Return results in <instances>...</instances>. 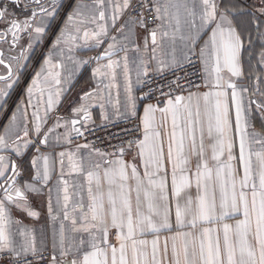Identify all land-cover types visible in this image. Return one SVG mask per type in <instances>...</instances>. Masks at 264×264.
<instances>
[{
    "label": "snow or ice",
    "instance_id": "obj_1",
    "mask_svg": "<svg viewBox=\"0 0 264 264\" xmlns=\"http://www.w3.org/2000/svg\"><path fill=\"white\" fill-rule=\"evenodd\" d=\"M21 5L23 19L10 11ZM63 7L62 0H0V40L7 43L10 35L9 51L20 48L7 60L0 52V108L32 54L50 39ZM100 48L95 56L77 55ZM245 54L247 78L257 81L250 86L239 83ZM39 56L27 99L0 135V264L46 259L38 256L33 230L11 216L14 207L38 218L29 194L43 195L45 188L50 220L62 213L46 264H264V132L249 130L257 117L264 127V0L254 7L240 0L77 3ZM257 56L258 71L250 63ZM197 62L200 83L187 71ZM93 63L95 86L82 92L70 116H53L70 90L64 85ZM120 69L122 103L119 92L115 100L111 93L121 87ZM97 106L102 123L96 127L131 125L122 129L126 138L113 134L118 142L106 149L85 135L95 131L90 125ZM13 128L19 132L10 140ZM81 138L74 150L65 148ZM41 146L53 151L41 152ZM29 147L36 154L25 180L13 156ZM73 174L77 179L70 182Z\"/></svg>",
    "mask_w": 264,
    "mask_h": 264
},
{
    "label": "crops",
    "instance_id": "obj_2",
    "mask_svg": "<svg viewBox=\"0 0 264 264\" xmlns=\"http://www.w3.org/2000/svg\"><path fill=\"white\" fill-rule=\"evenodd\" d=\"M43 3H46L47 0L42 1ZM64 7L59 12V17L57 20L53 23L52 27L49 29L48 36L50 39H47L45 42H42L40 46L36 50V54H32L31 60L27 62L28 66L23 72V76L21 78V81L19 84L15 85L12 89L9 90V96L7 97V104L4 105L3 108H0V135L5 134V125L9 124L10 118L12 116V113L16 111L17 105L20 104L21 100L24 99L26 101L25 96V89L27 88L28 84L31 83L32 77L35 75V72L39 70L40 65L42 63V58L39 56V52L43 50L44 52H47L48 47L51 46L52 40L55 39V35L58 34L59 28L64 25V20L67 18V15L72 12L73 7L77 4H83V5H91L93 3V0H62ZM241 5H247V6H255L259 4V0H240ZM23 9V5H21V8L16 9H10V11H14L18 16L19 19H23V15H19ZM83 11L87 12L88 9H83ZM89 27H92L89 25ZM3 28V25L0 24V29ZM113 34L115 32L113 31ZM144 35V33H141V38ZM11 44V36L8 37V42H4L3 40H0V52H3L5 60L8 59L10 55H16L19 53L20 48L16 47L11 52L9 51ZM22 46H27V35L23 34V40L21 41ZM104 47H107V44L105 43ZM103 48L100 49H81L77 52V55L81 58H87L91 56L97 55L99 52H102ZM257 53L259 52V48H257ZM122 56L123 53H120ZM130 56H133L134 53H129ZM150 55V53H149ZM116 57H114L115 59ZM258 59V56L256 59L251 60V65L254 69L257 71L258 65L256 63ZM249 60L247 57V54H245L244 58V72L245 76L243 79L239 81L240 84H243L245 86L254 85L257 83L255 77L252 78V81L248 80V73H249ZM95 63H93L90 66H87L86 68H82L81 72L76 76L75 80L72 81V83L64 85L66 88H69L70 90L66 92L62 98L60 103L56 106L55 112L52 114L53 116L59 115V116H70L71 109L78 105L79 103V97L82 94L83 91L88 90L91 87H94L95 84L91 80V68L95 67ZM16 65H13V70L15 71ZM5 72V69L3 66H0V74H3ZM118 81L121 85L119 89H112V98L115 100L117 98V93L119 92V99L121 100V103L123 102V78H122V69L118 70ZM66 74V73H65ZM135 78L134 72H133V79ZM262 80H264V76L261 77ZM4 85L0 83V88H2ZM261 87H264V84L260 85ZM200 91H207L205 88H201ZM105 96H107V91L105 92ZM256 99H260V97L257 95L255 97ZM46 99V97H45ZM145 103H138V112L140 115H143V107ZM108 111L111 113L112 109L111 106H108ZM31 115V109H29V117ZM43 115V113H41ZM92 115L94 124L90 125L91 127L100 125L102 123L100 119V108L99 106L92 109ZM52 120H49L48 126H51ZM253 127L249 129L250 131H256V132H264V127H262V123L257 117L252 121ZM20 126L22 128L23 121L21 120ZM59 132H62L63 129H59ZM19 129L13 128L8 133L7 136L10 138V140H14L15 136L18 134ZM65 148H70L71 150H74V146H68L66 145ZM254 150L259 149V145L254 144L253 145ZM61 150H64V148H56L55 152H59ZM53 150L51 148H45L41 146V152H52ZM36 154V149L34 147H29L24 151V155L20 158H17L13 156V159L18 160L24 169V179H30V175L32 174V167H31V160L32 157ZM83 154V153H82ZM42 166V161L40 162ZM66 163V162H65ZM65 171H67V168H65ZM59 174V165L56 164V171L54 172L52 176V181L49 184V187H52L55 184L57 175ZM70 182L72 180L77 179L76 174H73L72 177L69 178ZM81 182H83V177L78 178ZM23 182V181H21ZM55 197L56 194L53 192L52 194V202H53V208L54 212L53 214H56L55 211ZM86 197V193H85ZM29 200L31 201L32 208L39 212L38 218H29L25 213H22L21 211L15 209L14 207L11 208V216L14 219H20L23 221L24 225L29 226L33 230V235L36 240V246L38 249V253L48 251L50 252L51 256L53 254L52 250V243H53V229H58L60 224V219H62V213L60 214V219L56 221L50 220L49 213H48V188L44 189L43 195L36 196L29 194ZM67 224V222H65ZM145 239H152L151 236L144 237ZM163 243V237H161V245Z\"/></svg>",
    "mask_w": 264,
    "mask_h": 264
},
{
    "label": "built area",
    "instance_id": "obj_3",
    "mask_svg": "<svg viewBox=\"0 0 264 264\" xmlns=\"http://www.w3.org/2000/svg\"><path fill=\"white\" fill-rule=\"evenodd\" d=\"M191 79L197 83H200V77L203 75L201 67L199 65V63L197 62L196 66L194 68H188L187 69ZM181 75L183 73H180ZM137 96H140L141 93L137 92L136 93ZM148 101H143L140 103H147ZM131 125L127 124L126 122H121L115 125L109 124L107 127H96L94 126L93 128H95L94 132L91 133H85V135L87 136V139L89 141H95L96 146L100 147V148H107L109 143H117L118 142V138L115 137L113 134L115 133H119L120 134V138H126L124 136V133L122 131V129L126 128V127H130ZM112 137L111 140H109V137ZM84 140L83 138L79 139V140H75L73 141L72 146H75V143H83ZM42 254L46 259L44 261H42V264H46L47 259H51V254L48 251H44V252H40L38 253V256ZM31 258V257H30Z\"/></svg>",
    "mask_w": 264,
    "mask_h": 264
},
{
    "label": "water",
    "instance_id": "obj_4",
    "mask_svg": "<svg viewBox=\"0 0 264 264\" xmlns=\"http://www.w3.org/2000/svg\"><path fill=\"white\" fill-rule=\"evenodd\" d=\"M42 1H45V0H42Z\"/></svg>",
    "mask_w": 264,
    "mask_h": 264
}]
</instances>
